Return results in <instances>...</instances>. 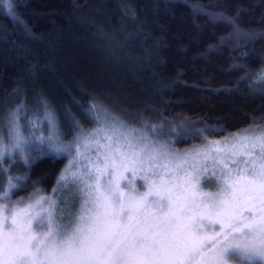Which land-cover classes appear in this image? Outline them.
Returning a JSON list of instances; mask_svg holds the SVG:
<instances>
[{
  "label": "trees",
  "instance_id": "trees-1",
  "mask_svg": "<svg viewBox=\"0 0 264 264\" xmlns=\"http://www.w3.org/2000/svg\"><path fill=\"white\" fill-rule=\"evenodd\" d=\"M10 1L0 121L41 105L67 136L107 109L180 146L264 124V0ZM64 168L51 155L0 162V193L12 179L49 192Z\"/></svg>",
  "mask_w": 264,
  "mask_h": 264
},
{
  "label": "snow or ice",
  "instance_id": "snow-or-ice-1",
  "mask_svg": "<svg viewBox=\"0 0 264 264\" xmlns=\"http://www.w3.org/2000/svg\"><path fill=\"white\" fill-rule=\"evenodd\" d=\"M4 2L18 19L10 0ZM46 139L56 148L54 135ZM242 139L247 155L259 149L258 159L244 160L238 178L223 173L224 186L207 199L199 198L192 178L185 186L161 180L137 198L121 189L123 162L84 173L71 172L70 165L60 181L72 176L75 193L83 197L79 212L58 216L56 202L43 196L7 209L10 215L0 224V264H227L230 257L264 264V135ZM69 195L75 200L71 189ZM205 222L211 231L204 230Z\"/></svg>",
  "mask_w": 264,
  "mask_h": 264
},
{
  "label": "rangeland",
  "instance_id": "rangeland-1",
  "mask_svg": "<svg viewBox=\"0 0 264 264\" xmlns=\"http://www.w3.org/2000/svg\"><path fill=\"white\" fill-rule=\"evenodd\" d=\"M0 4L5 5L8 10L4 0H0ZM98 118L97 124L90 128L84 127L65 136L57 115L45 106L40 105L22 114L7 113L6 116L1 117L0 152L4 155L0 162L9 163L16 158L35 162L45 155H51L65 158V168L58 176L56 185L48 190L49 192L29 186L20 189L21 184H28L27 179L22 181L12 179L6 189L0 193V224L3 223L5 216L10 215L7 209L24 208L34 202V197L39 196L56 202L58 216L61 211L65 216L69 211L79 212L83 197L75 193L71 183L72 176L69 175L67 182L60 181L61 175L70 165L71 172L84 173L94 172L95 167L103 168L109 162L117 165L123 162L127 171L121 169L124 177L120 180L121 189L137 198L147 193L153 184L159 185L161 180L168 185L185 186L186 178H192L199 198L207 199L208 196H215L224 186L220 179L223 173L231 171L232 177L238 178L237 169L245 168L244 160L258 159L259 149L253 152L252 156L246 154L248 149L243 146L246 143L242 139L243 136L264 135V124H259L221 137L206 135L202 142L180 146L174 144L168 137L156 134L154 130L145 126L146 124H130L120 115L112 114L107 109ZM160 131L165 133L164 129ZM52 135L55 136L56 148L61 149L60 151L49 145L46 138ZM129 142L132 147H129ZM16 143L20 144V148L14 146ZM209 145L217 146L209 148ZM197 152L200 155H196ZM108 171L112 172L113 169L109 167ZM213 173L215 176L212 175ZM197 176L198 182L195 179ZM107 178L106 176L103 180ZM62 185L66 186L62 187ZM69 189L75 194V200L69 195ZM155 199L153 196L148 197L149 201ZM45 207L48 205L45 204ZM204 230L211 231L207 228V222ZM215 230L219 231V225H215ZM2 231L4 229L0 228V232ZM227 264H260V262L239 261L235 257H230L227 259Z\"/></svg>",
  "mask_w": 264,
  "mask_h": 264
}]
</instances>
